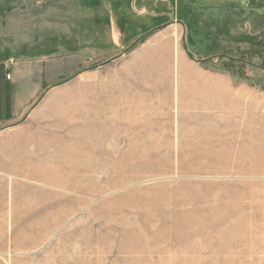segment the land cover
Wrapping results in <instances>:
<instances>
[{"label": "rangeland", "instance_id": "obj_1", "mask_svg": "<svg viewBox=\"0 0 264 264\" xmlns=\"http://www.w3.org/2000/svg\"><path fill=\"white\" fill-rule=\"evenodd\" d=\"M180 4L121 47L107 25L105 52L59 20L46 85L0 128V264H264V173L192 172L176 108L199 80L264 95V0ZM148 145L165 159H130ZM226 191L239 211L209 219Z\"/></svg>", "mask_w": 264, "mask_h": 264}, {"label": "crops", "instance_id": "obj_2", "mask_svg": "<svg viewBox=\"0 0 264 264\" xmlns=\"http://www.w3.org/2000/svg\"><path fill=\"white\" fill-rule=\"evenodd\" d=\"M171 3L180 0H0V128L23 119L46 85L42 68L57 53L59 20L66 22V37L73 36L74 22H84L77 31L95 30L93 44L105 52L107 25L113 45L121 47L123 32L131 40L154 28ZM75 6L85 12L75 16ZM8 59L14 63L6 65Z\"/></svg>", "mask_w": 264, "mask_h": 264}, {"label": "bare ground", "instance_id": "obj_3", "mask_svg": "<svg viewBox=\"0 0 264 264\" xmlns=\"http://www.w3.org/2000/svg\"><path fill=\"white\" fill-rule=\"evenodd\" d=\"M192 83L180 90L177 100V112L189 126L188 136L178 139L181 143L178 146V155L182 159L206 167L192 168L191 171L196 173L202 170L208 173L239 175L264 173V95L257 94L246 86L236 87L224 81L221 84L200 80ZM167 98L162 97L159 102L163 104L165 100L168 101ZM132 154L130 159L162 160L166 157L162 145L161 151L154 145H148L145 149L139 148ZM39 169L28 167L22 172L34 178L38 176ZM24 186L26 188V185ZM221 196L228 200L229 204L214 206L209 210L213 216L209 219L216 218L217 222H224L240 209L239 202L232 201L237 195L226 191Z\"/></svg>", "mask_w": 264, "mask_h": 264}, {"label": "built area", "instance_id": "obj_4", "mask_svg": "<svg viewBox=\"0 0 264 264\" xmlns=\"http://www.w3.org/2000/svg\"><path fill=\"white\" fill-rule=\"evenodd\" d=\"M14 63L13 59H8V61H6V65H11Z\"/></svg>", "mask_w": 264, "mask_h": 264}]
</instances>
